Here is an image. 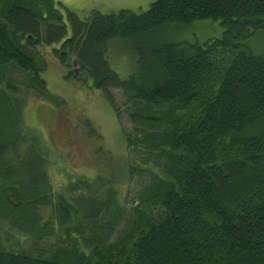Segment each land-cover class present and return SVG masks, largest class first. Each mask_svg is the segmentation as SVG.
<instances>
[{
	"label": "trees",
	"instance_id": "trees-1",
	"mask_svg": "<svg viewBox=\"0 0 264 264\" xmlns=\"http://www.w3.org/2000/svg\"><path fill=\"white\" fill-rule=\"evenodd\" d=\"M67 17L53 0H0V220L35 241V253L0 247V264H264V53L245 42L264 29V0H153L141 12ZM203 19L218 20L222 34L203 42L166 35ZM114 42L135 63L125 77L108 60ZM41 44L64 78L99 90L131 124L122 125L126 149L140 159L127 174L154 166L116 242L122 201L109 178L94 187L78 178L83 193L71 200L54 194L47 145L24 123L22 86L64 102L47 89ZM83 226L95 228L82 246H37Z\"/></svg>",
	"mask_w": 264,
	"mask_h": 264
},
{
	"label": "rangeland",
	"instance_id": "rangeland-1",
	"mask_svg": "<svg viewBox=\"0 0 264 264\" xmlns=\"http://www.w3.org/2000/svg\"><path fill=\"white\" fill-rule=\"evenodd\" d=\"M153 0H53L54 8L67 20L68 11H73L80 17H85L92 9L102 12L130 9L141 12L146 10ZM222 26L218 20H197L190 25H172L166 30V35L178 40H204L219 37ZM69 31V30H68ZM69 33V32H68ZM257 53H264V29L260 30L245 41ZM57 45V44H56ZM51 47L41 44L36 49L40 63L45 62L43 78L49 92L64 102L56 106L45 101L34 90L26 91L24 107V123L29 130H36L41 142L47 145L49 159V174L54 194H59L68 200L83 193L82 187L76 183L78 178L87 179L92 187L98 186L104 177L109 178L110 186L114 189L117 199L122 201L120 211L115 214L116 225L110 242L120 239L131 216L130 207L135 197L152 179V173L146 165L143 169L134 170L130 177L128 163L135 166L134 158L140 159L138 153H129L122 132V125L130 131L131 124L123 116L119 121L116 112L99 90L90 89L78 81L64 78L65 70L51 52ZM123 46L112 43L108 60L111 67L122 77L127 76L134 68L132 56L122 52ZM112 51V52H111ZM20 81L27 83L26 75L13 70L7 72ZM118 104L123 96L118 89L113 90ZM89 121V124H85ZM94 129L97 135L91 130ZM154 166L152 165L153 168ZM100 177H97V176ZM105 189V188H104ZM110 193L108 188L101 190ZM52 205L44 208V215L51 214ZM100 220V219H99ZM99 222V221H98ZM92 228H81V232L72 231L73 238L57 240L55 237L45 238L37 242L44 252L54 249L56 245H83L81 235H89ZM34 242L25 234L10 228L0 220V247L12 251H33ZM84 248V247H83ZM84 249V251H86ZM52 250H49V252ZM48 252V253H49ZM32 253H35L33 251ZM34 255V254H33Z\"/></svg>",
	"mask_w": 264,
	"mask_h": 264
}]
</instances>
